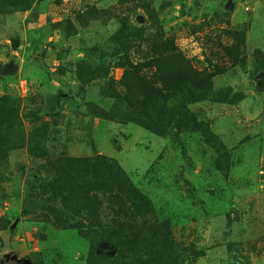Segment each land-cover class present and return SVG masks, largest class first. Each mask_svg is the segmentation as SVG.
I'll return each instance as SVG.
<instances>
[{"label":"rangeland","instance_id":"1","mask_svg":"<svg viewBox=\"0 0 264 264\" xmlns=\"http://www.w3.org/2000/svg\"><path fill=\"white\" fill-rule=\"evenodd\" d=\"M164 34L210 75L186 105L200 128L180 134L185 160L170 137L102 117L114 101L98 75L132 79L123 48L151 56ZM93 154L146 194L147 225L183 264H264V0H0V264H111L112 214L65 218L71 197L46 167Z\"/></svg>","mask_w":264,"mask_h":264},{"label":"trees","instance_id":"2","mask_svg":"<svg viewBox=\"0 0 264 264\" xmlns=\"http://www.w3.org/2000/svg\"><path fill=\"white\" fill-rule=\"evenodd\" d=\"M156 42L151 56L137 60L128 55V45L123 48L124 67L132 79L122 82L106 77L105 73L98 75L102 80L100 94L114 101L110 115L102 117L135 122L155 134L170 137L185 160L188 157L180 134L200 128L197 116L186 105L208 94L210 75L194 68L190 58L174 47L170 36L160 35ZM174 64L178 69L175 79L161 74L162 67ZM46 167L57 171L58 178L64 175L60 180L55 179L52 186L58 191L56 195L65 197L64 192L59 193L65 190L71 197L65 200L69 204H63L68 205V211L63 213L65 218L71 217L70 221L80 223L85 210V221L93 225L102 217L103 203L112 214V225L118 224L119 229L106 233L101 241L110 244L116 252L111 264H183L169 230L147 225L145 216L150 207L146 194L133 185L112 159L97 154L61 155L47 161ZM105 227L109 228L108 223ZM192 254L194 261L204 255V250H194Z\"/></svg>","mask_w":264,"mask_h":264},{"label":"water","instance_id":"3","mask_svg":"<svg viewBox=\"0 0 264 264\" xmlns=\"http://www.w3.org/2000/svg\"><path fill=\"white\" fill-rule=\"evenodd\" d=\"M16 256H15V254H12L11 255V263L10 264H17L18 263V261H16Z\"/></svg>","mask_w":264,"mask_h":264},{"label":"flooded vegetation","instance_id":"4","mask_svg":"<svg viewBox=\"0 0 264 264\" xmlns=\"http://www.w3.org/2000/svg\"><path fill=\"white\" fill-rule=\"evenodd\" d=\"M20 262V261H19Z\"/></svg>","mask_w":264,"mask_h":264}]
</instances>
